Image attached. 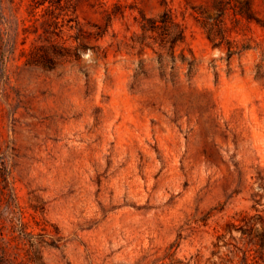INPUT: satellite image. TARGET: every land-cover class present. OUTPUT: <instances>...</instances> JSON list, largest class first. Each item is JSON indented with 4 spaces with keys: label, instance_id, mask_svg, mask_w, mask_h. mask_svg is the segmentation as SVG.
<instances>
[{
    "label": "rangeland",
    "instance_id": "obj_1",
    "mask_svg": "<svg viewBox=\"0 0 264 264\" xmlns=\"http://www.w3.org/2000/svg\"><path fill=\"white\" fill-rule=\"evenodd\" d=\"M213 4L0 0V264H264V0Z\"/></svg>",
    "mask_w": 264,
    "mask_h": 264
},
{
    "label": "trees",
    "instance_id": "obj_2",
    "mask_svg": "<svg viewBox=\"0 0 264 264\" xmlns=\"http://www.w3.org/2000/svg\"><path fill=\"white\" fill-rule=\"evenodd\" d=\"M230 2H235L236 3L235 6L233 5L230 6ZM213 9L217 12V16L219 18H223L229 9H234L235 14L237 16H241L242 18L251 20L253 17L252 0H229V1L214 0ZM195 11L198 15L197 16L198 20L202 23L204 27H207L211 16V10L209 8H202ZM148 20L153 24L155 22V20L152 19H148ZM173 24L176 25V23L173 20V16L171 12L165 11L162 14V31L165 34L166 40L170 41L173 46H176L178 43L183 42L185 40V34L181 28L177 34H173L171 29V25ZM144 30H146L145 25H144ZM208 38L213 41V37L210 33H208ZM261 191H263V193L257 195L258 199L255 200L254 208H257V206L259 205H263L264 184L263 186H261ZM250 218L251 219L248 222L250 231H247V233L255 238H258L259 242L257 244H259L261 249H264V229L260 230L258 226L259 224L264 226V217L260 213H258L257 215H254ZM34 255L37 262L39 261V264H43L41 262L42 260L41 252L35 251ZM3 261H5L4 256H0V263Z\"/></svg>",
    "mask_w": 264,
    "mask_h": 264
}]
</instances>
